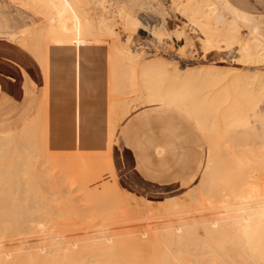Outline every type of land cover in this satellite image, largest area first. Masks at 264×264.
Returning a JSON list of instances; mask_svg holds the SVG:
<instances>
[{
    "label": "bare ground",
    "instance_id": "bare-ground-1",
    "mask_svg": "<svg viewBox=\"0 0 264 264\" xmlns=\"http://www.w3.org/2000/svg\"><path fill=\"white\" fill-rule=\"evenodd\" d=\"M90 1H92V4L94 5L93 8H89L90 3L85 2L88 6L83 5L85 4L82 3L83 0H7L6 5L12 6L13 8L21 11H33L42 18L39 27L35 28L33 31L30 30V27L34 26V24H31L27 27L19 29V31L17 32L15 31L16 33L14 32L12 34H9L8 39L25 48L33 56V58L38 62L43 70L46 79L45 81L48 82L51 77H56V75L60 76L62 74L65 76L63 78L72 81L71 85H73V91H75L76 93H81V90L86 91L87 89H85V87L90 88L88 89L90 91L89 93L93 92L94 79L91 78L92 80H90V76H84V74L86 75V72L88 71H85L84 73L85 67L81 66L80 63L82 62L84 64V62L87 60L85 58V61L83 62L82 59L89 50H92V52L95 53L99 52V54L102 53L101 55L105 58L104 62L106 64L100 63V65H106L107 74H105V76L108 82L107 85H111L109 87L108 93L111 91L112 95L118 94L119 96H121L119 98L116 97L117 99L113 97L115 100L111 97L112 102L108 101L111 99L110 96L108 100H106L109 102L106 103L108 104L107 106L110 105V108L108 109H111V113L114 117H116L114 113L119 110H124L125 114L129 112L127 105L130 101L127 99V97L132 93H135L136 97L143 99V103L145 104L172 105L176 106L179 109L181 108L189 114H192L195 117L198 125L202 128V130H204L203 132L207 131V133L215 137V140H212L211 144L209 143V153L207 155L206 165L202 173V177L199 179L198 184L196 186H193V189L191 190L192 195L196 194L201 196L200 198H196L197 201L195 204H197L198 207H202L203 209L202 211L197 208L194 209L193 211H195L196 213L193 212L194 215L191 216V209L180 205L179 203L175 202V200H170L160 202L159 206L163 209L165 208V210H167L171 206V208L173 207V210L171 209L173 212L171 211L172 213L168 215L169 212L167 211V215H162L165 216V218H157V220H162H159L160 222L158 223L154 221L155 219H152L153 222H151L152 220H145L146 218L143 219L145 220L144 222L150 224L143 227L141 226L142 228L139 227V230L135 228L138 232L132 231V229H130L131 232L129 230L126 231L125 227H123L125 232L123 231L121 233V229H118L119 232L117 233L115 228H119L120 225L124 226V219L122 218V220H119V216L117 222H121L119 225L117 224L115 226V223L117 222L109 221L110 218L113 221L114 217L109 216L108 214L106 215H108L109 217L105 215L109 218L107 219V221L104 220L106 217L103 216V218L105 217L104 219L98 220V222H96L94 225H88V227L91 226L89 230H87V226V228L83 227L86 223L80 225V222H78V224L82 227V232L84 230H92V233L89 236H84L85 232H83L82 234L80 230L79 231L81 232V235H75L79 232H76V230L80 227L77 224V226L74 227V229L76 228L75 231L72 230L73 227L70 226V228L72 227V232L74 231L73 235L70 234V231L64 232L62 230V227L63 225L67 224L66 222L70 220V216L75 212V208H78L79 211L76 210L77 212L72 215V217L74 216L73 218L76 219L80 216V213H82L80 212L81 210L78 207L81 201H85L87 202L85 204L90 205L91 202H88V198H93L99 203V201L103 199V195L112 194L111 192L113 188L109 184V182H106V180L101 179V176L97 175L92 178H88L85 174V176H81L82 179L79 180L77 174L75 173L76 171L73 165H71V163L76 164L77 162V159H75L74 156H71V162L64 161L65 167L67 166L65 170H68L71 167L70 174L61 173L62 169H60L61 167H58L56 171L58 175L53 176L52 172H49L51 170L50 168L51 166L52 168L53 166L55 168V165L58 164L61 159L57 161V163L50 160L51 163H56H54L55 165H51V163H47L49 161L48 159L44 162L43 158V160H41L42 163H39L40 170L36 175L34 164L37 159L36 157H38V153L41 152L40 148H38L36 145V141L37 138H40L39 130L41 131V129L43 128V121L45 120V118H43L44 111L42 112L41 109L39 110L40 112H38L41 116H43L41 117L38 113V118L32 120L30 124L24 127L22 130L23 137L21 136L22 138H20L19 140L21 146V158L18 157L19 161L16 165L17 170L9 171L8 164L3 165L2 168L0 167V173H3V175H0V264H2L4 254L11 251L12 249L19 250L23 255H26L29 252L30 260H32V258L36 254L38 256L37 260L39 262L36 263L35 261H30L29 264H109L110 261H117L114 264H121L118 261L119 259L116 260L121 251L125 252L124 250L127 249L134 250L135 248L138 250L143 248V251L147 250L146 252L149 251L148 253H150L151 255V248L150 246L147 248V245H152V247H154V249H152L153 252L156 254H160L162 259L165 261V264H203L195 262H180L178 254H181L182 251L188 252L187 248L190 247H188V245L194 244L199 246V248L191 251L190 254L194 257H197V253L200 254L201 252V254L203 255V253H206L209 250L206 251L207 249H205V247L204 252L202 249V245L205 246L204 244H207L206 242L209 243L212 240L215 241V239L221 241L224 240V243H228L227 251L230 250L228 249V247H230V252L234 251L241 255V259H238L236 257L235 260L230 259L231 257L228 259L227 255H224L225 257H227L226 261L229 260L230 262L228 264H264V115L258 110L259 102L261 99L260 92L262 93L264 90V71L256 69L252 73L242 74L235 68L229 69L225 68L224 66H217L213 64H200V66L195 65L197 67H194L193 65V68L191 67L187 69L185 67L183 70H180L173 65L174 67L171 69L169 64L165 65V62L162 63V61H159L158 59H154L146 63L142 58V55L144 54L141 51L142 49H137L136 47L134 48V46L132 47L131 43L134 42H131L129 36H126V38H124L125 41L120 40L113 22L114 19L118 18L119 21L122 20L124 22L125 28H129L133 32L138 31V29H142V23H140V21L136 19L137 17L132 13L134 5H131V2L129 0H126L124 2L114 1L115 7L114 4H111L112 0ZM133 1L134 0H132V2ZM140 1L142 0H137L136 3H134L136 4L135 6H137V3ZM153 1L151 0V2ZM124 3H126L127 5L125 6ZM156 3V9L159 11L158 13H160L161 16H165L169 11L172 12L173 10L179 14V17L182 16L181 18L184 19V23H182L185 27L191 29L192 32L199 34L198 42H200L201 51L204 55L210 54L212 52L222 53L225 50L228 51L236 48L237 57L235 60V64L237 66H242L244 64H249L256 67L264 66V18H257L242 14L231 8L224 0H156ZM140 4L146 6V3L143 4V1L139 3V7L142 8L143 6H140ZM221 12L225 13V17H222ZM154 31L155 30H152V33L155 34ZM243 32L248 35H244ZM159 33V36H163L161 35L162 31ZM173 33H175L174 35H176L179 40L183 41V46L179 47L180 49L178 50L180 51L178 53L181 54L182 51L183 53H185L184 49L186 45H189V42L186 40L184 41V39L182 38L184 34L183 27L177 26L176 30ZM25 35H28V37ZM185 35L187 36V34ZM23 36L24 38L27 37L26 41L24 39H21V37ZM49 44H51V47L48 46ZM50 51L59 52H53L55 55L60 54L61 56L63 54L61 56L62 58L58 56V59H60L61 61L58 63L63 64L64 69L62 65L61 67L57 68L60 64H58L57 66V63H54V61V65L50 63L52 62L50 59H52L53 57L52 56L49 59V55L51 56L52 53H50ZM94 55L95 54H93L92 56ZM97 56L98 54L95 57ZM56 58L57 57L55 56L54 59L56 60ZM87 62L88 63L85 62L86 65H91L93 61ZM90 65H88L85 70L88 69ZM91 66L88 69L89 71L91 69ZM167 66L171 70H168L166 68ZM60 68L63 69V73L61 74ZM95 68H97L96 65ZM102 68L100 67L99 71ZM104 68L103 71L105 70ZM222 71L228 73L238 72L237 74L244 78L246 83L241 84V82L239 83L237 79H234V77V80L231 83V90L228 91L226 87L224 89L219 88L217 94H215L209 100V103H205L204 99L201 101L195 100L194 95L196 93V89L194 92L188 90L187 86L184 84L185 80H181L182 78H190L192 76H195L194 78H196L202 73L207 77L210 75H216L214 73H219ZM90 72L87 73V75L91 74ZM98 72L97 76H99ZM101 73L103 75L102 71ZM104 73L106 72L104 71ZM168 73L174 75V77H176V81H178L177 78L180 79L182 83L178 81V83L176 84L175 81L174 84L176 85H171V82H173L171 81L169 84H166V74ZM93 75L95 76V73ZM217 76L213 77L215 78ZM216 79L217 78H215V80ZM69 80H66V82ZM89 80L93 81L91 87H89ZM256 80H259V87L257 86V89H252L253 82ZM101 81L103 80L101 79ZM83 83L86 84L85 87ZM103 83L104 82H102L101 84ZM81 86L83 87L82 89ZM99 86L101 87V85ZM198 86L201 85L198 84ZM206 86H202L200 89H203ZM208 86L211 87L210 85ZM54 87L56 88V86ZM92 87L93 90H91ZM188 87L191 88V86ZM62 89L64 91L65 88L63 87ZM76 93L75 97L77 98L76 95L78 94ZM92 94L90 97H92ZM59 98H61V96ZM76 98L74 99L76 100ZM92 98H94V96ZM75 100V104L73 107L74 112H72V121L73 126L75 127L74 130L77 131V128L81 129L79 128L83 121V118L81 117H84L81 115H84L85 113H83L82 111L81 114V110L83 108L80 109L81 105L79 106V103L75 102ZM45 103L46 101L43 103V106L45 105ZM72 105L73 103L71 104V106ZM50 106L52 109L53 106ZM99 106L101 107V104ZM45 107L46 105L43 109H45ZM86 107L88 106L86 105ZM54 108H58V106ZM92 108L94 109V107ZM84 109L86 108L84 107ZM104 109H106V107ZM46 112L48 111L46 110ZM103 113H101L100 115H102ZM92 116L90 118H92ZM106 117H109L110 120V116ZM39 119H41L40 122L43 123H40L38 127L40 129L37 128L38 132L37 130L35 131L39 134L37 135L36 133H34L33 135V139L35 138L36 141H29L30 138L26 137V133L31 130L30 127H33ZM85 120L88 121L86 118ZM245 122L249 124L248 128L245 127ZM83 123H85V121ZM107 123L106 125L109 124ZM85 124L88 125V122ZM110 124V128L111 126H114V122ZM257 124L260 126V128H257ZM219 127L221 128V130L219 129ZM110 128L107 129L110 130ZM100 129H102V127H100ZM108 131H106V133ZM77 132L75 133L77 134ZM68 133L71 134L70 132ZM108 133L110 134H108L109 137L106 136V139H112L113 136L110 137L112 131ZM13 135L14 134H5L0 136V157H4L5 148L12 141L11 136ZM211 135L207 136L209 137ZM42 137H44V135L41 136V141H43ZM76 137L73 139H76ZM109 141L110 140L108 139L106 140L107 145ZM72 142H70V145L72 144ZM101 143L103 142L101 141ZM78 144L80 145V143ZM73 146L68 147L71 149V147ZM68 147L66 146L65 148ZM66 151L70 150L68 149ZM99 158L100 157H98L97 159ZM0 164L2 165L1 162ZM44 164L47 165V168L49 167V170L47 168V170L43 168L44 166H46ZM108 164L110 163H107V165ZM110 168L111 166L109 167V169ZM72 170L74 171L72 172ZM58 171L60 173H58ZM8 173H11V177L9 178L6 177V174ZM81 173L82 172H80V174ZM112 173L113 169L111 170V175ZM76 177L78 178V182L83 180V184L80 185L77 182ZM84 177L87 178L84 180ZM79 193H82L85 198H80V196L78 198V196H76V199H74L73 197L76 194L78 195ZM75 200L78 201L77 203H79V205L76 204L78 206L72 209L74 205L72 204V202H76ZM14 201L16 202L14 203ZM105 202L106 201L104 200V203ZM70 203L72 207L70 206L71 209L69 210L68 207ZM100 204L101 203H99V205ZM176 206L178 209L176 208ZM81 207L84 208V206ZM133 207H135V204ZM109 208L106 209L109 210ZM103 209L106 210L105 207H103ZM87 210L88 212H90V216L92 215L91 211L93 210L94 212V209H85V212L83 211V213L86 214ZM3 212L9 213L8 218H13L11 221L19 222L18 227L20 231L18 232V234L15 235L13 232H11L10 235L5 234L6 228L9 229L10 225H5L3 223ZM104 212L107 213V211H103V214ZM97 213L98 212H96V214ZM96 214L94 212L93 215ZM114 214L115 213H113V215ZM93 215L91 217H93ZM136 215H138V211ZM148 215L149 219L153 218V215ZM139 216L135 217L133 215L132 218H136L137 221L142 220ZM82 217L84 218V216H80L78 219H81ZM132 220H124L127 221L125 225H127L128 221ZM87 221H91V218H88ZM108 221L111 222V224H114H112L114 228L113 226H111V229V227L106 225L108 224ZM114 221H116V219ZM140 223L142 222L140 221ZM72 225L74 226L75 223ZM197 225L201 226L202 231H204L203 234H200L198 231H196L195 227ZM146 226H148L147 230L149 231L145 232ZM65 228L63 227V229ZM147 237H150V239H146ZM11 238L16 239L14 241H6L7 239ZM217 243L219 242L217 241ZM217 243V247L222 246V243H219L221 246ZM211 244L213 247L211 246ZM211 244H207L209 246L208 249L214 248L209 252V255H211L212 253L215 254V248H217L214 247L213 242H211ZM225 247L226 245L223 244V246L221 247L222 250L225 251ZM190 250H192V248ZM196 250H198L199 252ZM138 251L140 252V250ZM143 251L141 252L143 253ZM122 252L120 255H122ZM139 252H137V254ZM126 253L127 251L125 252V254H123L126 255ZM114 254H117L115 255L117 256V258L114 256ZM133 254L134 257L137 256L134 252ZM201 254L200 257L202 256ZM232 257L234 258L235 256ZM209 261V264L221 263V261L217 263L216 260L212 258H208L207 262ZM222 261L224 264L225 260L222 259ZM197 262L199 261L197 260ZM141 263L144 264L143 261ZM134 264L136 263L134 262Z\"/></svg>",
    "mask_w": 264,
    "mask_h": 264
},
{
    "label": "rangeland",
    "instance_id": "rangeland-1",
    "mask_svg": "<svg viewBox=\"0 0 264 264\" xmlns=\"http://www.w3.org/2000/svg\"><path fill=\"white\" fill-rule=\"evenodd\" d=\"M109 1H111V0H109ZM114 1L115 2H117V1L124 2L126 0H112L111 4H114V7H115ZM129 1L131 2L130 3L131 5H134V8L132 10L133 15L137 17L136 19H138L140 21V23H142L143 27H142V29H138V31L133 32L129 28H125L124 22L122 20L119 21V19L116 18L113 20L114 25H115V30L117 31L121 41H125L124 38H126V36H129L131 39V42H134V43H131L132 47L134 46V48L136 47L137 49H139V48L142 49L141 51L144 53V54L142 53L143 54L142 58L145 60L146 63L150 62L151 60L158 59L159 61H162V63L165 62L166 63L165 65L169 64L171 69L174 66H176L180 70H183L185 67L187 69L191 68V67L193 68V65H194V67H197L195 65L200 66V64L201 65L213 64V65H217V66H224L225 68H229V69L235 68L238 70V72H240L242 74L243 73H252L256 69L264 71V66L256 67V66L249 65V64L237 66L235 64V62H236L235 60L237 57V53H236L237 49L236 48H233L232 50H228V51L225 50L222 53L212 52L210 54L204 55L201 51L200 42H198L199 34L194 33V32H192L191 29H188L187 27H185L183 24L184 19L181 18L182 16L179 17L178 16L179 14L177 12L172 10V12L169 11L167 13V15L161 16L160 13H158L159 11L156 9L157 8L156 7V5H157L156 0H154V1L152 0L153 2H151V0H147V1L142 0L143 4L146 3V6L141 5L142 3L140 4V6H143L142 8L139 7V3L142 1L137 3L138 4L137 6L139 8L137 6H135L136 4H134V3H136L137 0L136 1L134 0L135 2L134 1L132 2V0H129ZM228 1L231 4H233L234 6H236L237 8H239V9H241V10H243V11H245L251 15H254L255 17L264 16V0H228ZM6 2H7V0L6 1L0 0V132L1 133L10 132L14 135L11 136L12 141L5 148L4 157L3 156L0 157V162L2 163V165L0 164V167L2 168L3 165L8 164L9 171H11V170L16 171L17 170L16 165L18 164V161H19L18 157H20V151H21V148H20L21 146H20L19 140H20V138L23 137V134H22L23 131L22 130L24 127L28 126L32 120H35V118H38L37 115L40 112L39 110L42 109V112L44 111V117L43 118H45V120L43 122H44L45 126L43 125V128L41 129V131L39 130L40 134L36 133L35 131L37 130V132H38V129H40V128H38L39 125H40V123H43V122H40L41 119H39L38 122L35 123V125L33 127L31 126L30 127L31 130H29L30 129L29 128L28 129L29 131L26 133V137L30 138L29 141H32V140L36 141L35 138L33 139L34 133H36L37 135L39 134V136H40V138L39 139L37 138V141H36L37 147L40 148V150H41V152L38 153V157H36L37 159H36L35 164H34V168L36 169V175L38 174V171L40 170L39 163L40 164L42 163L41 160H43V158H44V162H45V160L47 161V159L49 160L47 162L48 164L51 163L50 160L55 161L57 163V161H59L61 159L59 162L60 164L58 163L60 166L58 164H56L55 162L51 163V165L54 163L56 164V165L54 164L56 169L54 168V166H53V168L51 166V168H50L51 170L49 171L50 173L52 172L53 176L58 175L56 172L58 167L59 168L61 167L60 168V169H62V172L60 170L61 173L70 174V172H71L70 168L71 167L70 168L68 167L69 169L65 170V168L67 166L65 167L64 161L71 162L70 160L74 156V158L77 159L76 160L77 162H76V164L71 163V165H73V167L76 171L75 173L77 174L79 180L82 179V177L85 176V174L87 175L88 178H92L95 175H97V176H101V179L106 180V182H109V184L113 188L111 195L107 194V195L102 196V198L106 202L104 203V200L101 199V201H103V202L99 201V203H101L100 205L97 202V200H94L93 198H88L89 199L88 202L89 201L91 202L90 205L85 204V203H87L85 201H81L80 205H79V203H77L78 202L77 200H75L76 202H74V203L72 202V204H74L72 209H74L75 207H77L79 205L78 207L80 208V210H81L80 212H82V213L85 209H90V210L94 209L95 214H96V212H98V213L96 215H93L94 212L92 210L91 213H92L93 217H91L92 215L90 216L89 215L90 212H88V210H87L86 214L83 213L84 215L82 213H80V216H84V218L82 217L81 219H78L80 217L79 216L75 219V218H73L74 216L72 217V215L75 214V212H77L76 210L79 211L78 208H75L74 213H72L70 211L72 213V215L70 213V215H71L70 220L68 222H66L67 224L63 225L64 228L65 227L66 228L68 227V228L63 229V227H62V230L64 232L70 231V234L73 235L74 234L73 232L76 229V228L74 229V227H76L77 225H79V224L83 225V223L84 224L86 223L85 226H83V227H86V226L88 227V225H91V224L94 225L96 222H98V220L104 219L108 215L114 217L113 221L110 218L109 221H111V222H117L119 216H120L119 220H122V218L124 220H128V219L132 220L134 218V217L132 218L133 215L135 217H137L141 214L142 216L141 215L139 216L140 219L143 220L146 218L145 220L148 219L149 221L152 219L153 220L155 219L154 221L156 223H158L162 220H160V219L157 220V218H165V216H162V215H165V214L167 215L168 212H169L168 213V215H169L173 212L172 211L173 207L171 208V206L168 209L166 208L167 210H165V208L163 209L162 207L159 206L160 202H163L165 200H170V199H173V200H175V202L179 203L180 205H183L186 208L188 207V209H191L192 210V212H190V214L192 213L191 216H193L194 213H196L195 211H193L196 208L200 209V211H202L203 208L198 207L197 204H195L197 201L196 198H200L201 196L196 195V194L192 195L191 190L193 189V186H196L198 184L199 179L202 177L203 168H204V164H205V160H206V155H208V153H209V145L211 144L212 140H215V137L213 135L207 133V131L203 132L204 130H202V128L196 123V119L192 114H189L186 111L182 110L181 108L179 109L176 106H172V105L170 106L167 104H149V105L145 104V103H143L144 102L143 99L136 97L135 93H132L127 97V99L130 101L129 104L127 105L129 114L128 113H127L128 115L125 114L124 110H121V111L119 110V111L114 113V115L116 116V117H114L113 114L111 113V109H108V108H110V105L107 106L108 104H106V103H109L108 101H111L113 97H115V99H117L121 96H119L118 94L112 95L111 91L108 93L109 87L111 85L110 86L107 85L108 82H107L106 76H105V74H107L106 65L105 66L100 65V63L106 64L104 62L105 58L101 55L102 53L99 54V52L95 53V52H92V50H89V51H87L88 53H86V55L82 59L84 62L85 61L84 59L86 58L87 59L85 61L86 63H88L87 61H89V62L93 61L92 62L93 64L91 63V65H93V66H91L90 64L86 65L85 62H84V64L82 62L80 63L81 66H83L85 68L88 65H90L91 69H94V70L90 69V71H92V72H90L88 70L90 68V66L86 70L84 68V73H85V71H88V72H86V75L84 74V76H90V80L94 79V82L89 80L91 82L90 83L88 81L90 84L89 87L92 86V82L94 83V86H93L94 90H93V87L91 88V90H93V92L89 93L90 91L88 89H90V88H86L85 87L86 84H84V83H83L84 87H85V89H87L86 91L81 90L80 91L81 93H79V92L76 93L75 91H73V88H72L73 85H71L72 81L69 79L63 78L65 76L61 74V73H63L62 71L64 69V67H63L64 65L58 63V62H61L60 59H58V56L61 57L63 54L61 56H60V54L55 55L53 53L55 51H53V52L50 51V53L51 52L52 53H51V56L49 55V59H50V57L53 56L52 57L53 60L50 59L52 61L50 63L53 64V61H54V63L55 62L57 63L56 64L57 66H58V64H60L58 67L55 65L57 68L61 67V65H62L63 69L60 68V70H61L60 74L62 76L56 75V77L55 76L51 77L50 80H48V82L45 81L46 79H45L43 70L40 67V65L38 64V62L33 58V56L25 48L16 44V42L8 39L9 34H12L15 31L17 32V31H19V29L27 27L31 24H34V26L30 27V30L33 31L35 28L39 27L42 18H41V16H39L37 13H35L33 11H29V10L21 11V10H17L16 8H13L12 6H8V5H6ZM85 2L90 3L89 8H93L94 5L92 4V1L83 0L82 3H85ZM148 2H150V3H148ZM86 3L83 5H87ZM147 3H148V5H147ZM124 5L126 6L127 4L124 3ZM87 6H86V8H87ZM221 15H222V17H225L224 12H221ZM2 25H3V27H2ZM177 26L183 27L184 34H183L182 38L184 39V41L185 40L188 41L189 42L188 44L190 45V47H189V45H186V47L184 49L185 53H183V51H182L181 54L178 53L180 51L178 49H180L179 47L183 46V41L179 40L178 37L176 35H174L175 33H173L176 30ZM152 30H155L154 31L155 34L152 33ZM161 31H162L161 35H163V36H159L160 35L159 32H161ZM185 34H187V36ZM243 34L248 35L245 32H243ZM25 36L28 37V35H25ZM27 37L24 38V36H23V37H21V39L22 40L24 39L26 41ZM191 39H192V41H191ZM48 46L51 47V44H49ZM187 47H189V48H187ZM186 48H187V51H186ZM163 49H164V51H163ZM55 53H59V52L56 51ZM91 53H93L95 55L92 56L93 54H91ZM88 54H90V55H88ZM97 54H98V56L95 57ZM55 56L57 57L56 58L57 61L54 59ZM102 59H103V61H102ZM97 60L101 61V62H98ZM94 64L96 65L97 68L99 65H100L99 68L105 67L104 71L106 73H104L103 68L100 69V71H99V68L98 69L95 68ZM53 65H52V67H53ZM171 65H172V67H171ZM166 68L168 70H171L170 68H168V66ZM81 71H82V69H81ZM94 71H96V72H94ZM98 71L100 73L102 71L103 75H102V73L100 74ZM89 72L91 74L87 75V73H89ZM97 72H98L99 76H97ZM238 72H236V73L235 72H229L228 73V72L222 71V72H219L220 75H219V73H214L216 75H210L207 77L205 74L202 73L196 78H194L195 76H192L190 78L189 77L188 78L185 77L184 79L182 78L181 80L182 81L185 80L184 84L187 86L188 90L194 92L196 89V91H195L196 93L194 95L195 100L201 101L204 99L205 103H209V100L215 94H217L219 88L224 89L226 87V89H228V91H230L231 87H232L231 83L234 79H237V81L239 83L241 82V84L246 83L244 78H242L241 76H239L237 74ZM82 73H83V71H82ZM92 73L93 74L95 73V76H97L98 78L95 77ZM171 75H172L171 73L166 74V77H167V80L165 82L166 84H169L171 81H173V82H171V85L175 83L176 77H174V75H172V76ZM217 75H219L220 77ZM103 76H105V77H103ZM213 76H217V77H215L217 79L215 80V78ZM93 77H95V78H93ZM103 78H105V79H103ZM96 79L98 82L96 81ZM101 79L103 81H101ZM190 79H192V80H190ZM66 80H69V81L66 82ZM177 80L180 83H182V81L180 79L177 78ZM178 81H176V84L178 83ZM186 81H188V82H186ZM258 81L259 80H256L253 82L252 89L253 88L257 89L256 88L257 86L259 87ZM102 82H104V83L101 84ZM204 82H205V84H204ZM208 82H209V84H208ZM176 84H174V85H176ZM198 84L201 86H198ZM207 84L210 86L212 84L213 85L211 87H209ZM99 85H101L102 88ZM215 85H216V87H215ZM50 86H51V88H50ZM54 86H56V88ZM188 86H191V88ZM202 86H206L207 88L204 87L203 89H200ZM63 87L65 88L64 91L62 89ZM82 88L83 87L81 86V89ZM96 88H98V89H96ZM66 91H67V94H66ZM69 92H71V93H69ZM263 92H264V90H263ZM75 93L78 94V95H76L77 98L75 97ZM97 93L98 94L101 93V94H99V96H98ZM262 93L260 92L261 99L259 102L258 110L264 115V95H263L264 93L263 94ZM91 94H92V97L94 96V98L90 97ZM106 95H108V96H106ZM60 96H61V98H59ZM109 96H110V98L112 97L110 100H108ZM205 96H206V98H205ZM84 97H86V98H84ZM74 98H76V100ZM83 98H84V100H83ZM45 99H47V100H45ZM68 99H70V100H68ZM71 99H73V100H71ZM92 99H94V100H92ZM74 100H75V102L79 103V106L80 105L83 106V107L80 106V109L83 108L81 110V114H82V111H83V113H85L84 115L83 114L81 115L84 117H81V118H83V121H82V124L79 126V128H81V129L77 128L78 132L76 130H74L75 127L73 126V121H72L73 120V113L72 112H74L73 107L75 104ZM106 100H108V101H106ZM43 101L44 102L46 101L45 109H43L45 106V105L43 106V103H44ZM83 101H85L87 104ZM95 101H97V102H95ZM99 101H101V102H99ZM72 103H73V105L71 106ZM85 104L88 107H86ZM92 104H94L95 106ZM100 104H101V107L99 106ZM50 105L53 106L52 107L53 110L51 109ZM56 105L58 106L59 109L54 108V107H57ZM65 105H67V106H65ZM47 106H49V107H47ZM97 106L99 108H102V109H99ZM84 107L86 109H84ZM92 107H94L95 110ZM103 107L104 108L106 107V109H104ZM46 110L48 112H46ZM50 110H51V112H50ZM101 113H103V114L100 115ZM92 114H93V116H92ZM39 115H40V113H39ZM103 115H104V117H103ZM91 116H92V118H90ZM106 116H110V120H112V121H110L109 117H106ZM71 117H72V119H71ZM85 118L88 121H86ZM107 118H108V120H107ZM115 118H116V120H115ZM91 119L94 120L95 122L92 121ZM70 120L72 121V124H71ZM84 121H85V123L88 122V125L83 123ZM109 121H110V123L114 122V126H111V128L109 126V124H110ZM99 122H101V123H99ZM59 123L61 126L59 125ZM106 123L108 125H106ZM92 125H93V127H92ZM244 125L246 128L249 127V124L247 122H245ZM258 126L259 125L257 124V128H260V126L259 127ZM100 127H102V129H100ZM107 128H110V130ZM70 129H72V130H70ZM219 129L221 130L220 127H219ZM79 130H80L81 134L79 133ZM106 131H108V132L112 131V133L114 131V133L113 134L111 133V135H110V137L113 136L112 139L107 138L108 140H110L108 142V145L106 142V140H107L106 136H108V134H110V133H108V132L106 133ZM61 132L62 133L65 132V133L62 134ZM68 132H70L71 134H69ZM75 132H77V134ZM42 135H44V137H42L43 141L40 140ZM207 135H211L212 137L209 136L210 137L209 138ZM60 136H61V138H60ZM73 136H75L76 139H73V138H75ZM79 137H80V139H79ZM38 140H40V141H38ZM77 140H78V143H80V145L77 143ZM83 140H85V141H83ZM69 141L70 142L73 141L71 145H70ZM101 141L105 145L103 143H101ZM74 144H77V145H74ZM66 146L67 147L73 146V147H71V149H70L69 147L65 148ZM68 149L70 151H66ZM71 153H72V155H71ZM98 157H100V158L97 159ZM96 159H97V161H96ZM61 162H63V163H61ZM107 163H110V164L107 165ZM46 164H44V165H46ZM47 165L44 166L43 168L46 169ZM110 166H111L110 169L111 170L113 169V173H112L113 176L111 175V170L109 169ZM92 167H93V170H92ZM47 169L49 170V167ZM63 169H64V171H63ZM73 171L74 170H72V172ZM60 172L58 171V173H60ZM80 172H82V173L80 174ZM1 174L3 175V173H0V175ZM111 176H112V178H111ZM6 177H8V178L11 177V173L6 174ZM87 177H84V180ZM78 178H77V182H78ZM83 182L84 181L81 180L78 183L81 185V184H83ZM76 196H78V198H79V196H80V198H85L82 193H79L78 195L76 194L73 198L76 199ZM130 199H132V200H130ZM134 201H136V202H134ZM15 202L16 201H14V203ZM76 204H78V205H76ZM134 204H135V207H133ZM70 206L72 207L71 203L68 207L69 210L71 209ZM81 206H84V208ZM109 206H110V208H109ZM103 207H105V209L109 208V210L108 209L104 210ZM176 208H177V206H176ZM150 210H152V211H150ZM103 211H107V213L104 212V214H103ZM137 211H138V215H136ZM148 211H149V213H148ZM113 213H115V214L113 215ZM106 214H108V215H106ZM110 214H112V215H110ZM148 214L153 215L152 216L153 218L149 219ZM2 215H3V218H2L3 223L5 225H10L9 229L6 228L5 234L10 235L11 232H13L15 235L18 234V232L20 231V229L18 227L19 222L18 221H11L13 218L12 219L8 218L9 217L8 212H3ZM103 216H105V217L103 218ZM87 217L91 218V221H87V219H88ZM108 217H106L104 220L107 221V219H109ZM115 219H116V221H114ZM135 219L136 218L133 219L134 221L133 220L128 221L127 225H125L127 221L123 220L124 226L120 225L119 228L117 227V228H115V230L118 233L119 230L121 229L120 232L122 233L123 231L125 232V230L123 228V227H125L126 231L129 230L131 232L130 229H132V231L138 232L137 230H139V227L142 228L143 226L150 224V223L147 224V222H144L145 220L137 221V219L136 220ZM153 220L151 222H153ZM109 221H108V224H106V223L105 224L109 227L113 226L114 224L112 223L113 224L112 225L111 222H109ZM140 221L142 223H140ZM78 222H80V223L78 224ZM120 222L121 221L115 223V226L117 224L119 225ZM64 223H65V221H64ZM74 223H75V225L73 226L72 224H74ZM109 224H111V225H109ZM134 225H135V227H134ZM70 226H72L73 229H72V227L70 228ZM90 227L91 226H89L87 230H89ZM109 227H108V229H109ZM113 228H114V226H113ZM71 229L74 231L72 232ZM81 229H82V227L80 226L79 229L76 230V232H78L79 230L82 232ZM111 229H112V227H111ZM144 229H141V230H144ZM147 229H148V226H146L145 232L149 231ZM195 229L200 234L204 233V231H202V228L200 225H197L195 227ZM80 231L78 232L79 234L76 233L75 235H81ZM86 231L85 230L83 231V232H85L84 236L91 235L92 230L87 231V232ZM109 231H110V229H109ZM83 232H82V234H83ZM111 232H115V231H111ZM15 239L16 238H11V239H7L6 241H9V240L14 241ZM146 239H150V237L149 238L147 237ZM141 240H142V238H141ZM205 240H207V239H205ZM208 241H210V240H208ZM217 241L220 244L222 243L221 244L222 246H223V244L226 245L225 251L222 250V248H221L222 246L219 243H217ZM223 241L217 240V239H215V241H213V240L211 241V242H213L214 247H217L216 243L221 246V247L218 246L217 248H215L217 250V251L215 250L216 255L214 253L209 255L210 254L209 252L211 250H213L214 248L208 249L209 246L207 244H209V243L211 244V242H209V243L206 242L207 244H204L205 246L202 245V249H203V251L205 249H207L206 251H208V250L209 251L206 253H203V255L200 252V254L202 255L201 257H200L199 253H197V257H194L193 255L190 254L191 251L199 248V246H197V245L190 244V245H188V247L190 246L189 248L190 249L192 248V250L187 248L188 252L182 251L181 254H178V258H180V262H184V263L195 262V263H203V264H209L210 263V261L207 262L208 258H212V259L216 260L217 263L221 261V263H219V264H223L222 259L225 260V262H226V263L224 262V264L230 263L229 260L226 261L227 257H228V259L231 257L230 259H232V260H235L236 257L238 259H241V255L239 253L234 252V251H233L234 253L230 252V250H231L230 247H228V249H230V250L227 251L228 243L226 244V242L224 243ZM149 246H150L151 251H152L151 255H150V253H148L149 251L148 252H146L147 250L143 251V248L138 249V250H140V252L143 251V253L142 252L140 253L137 249L134 248V250L133 249H127V250L123 249L125 252L127 251L126 255H124L125 252L121 251L122 255H120L121 254V252H120V254L118 255V258H117V256H115L117 254H114V256L117 258L116 260L119 259L118 261L121 264H125V263L126 264H134V262L136 264L139 262L138 264H140L142 261L144 264H153V263L154 264L155 263L156 264H165V261L162 259L161 255L153 252L152 249H154V247H152V245H147V248ZM195 246H197V247H195ZM211 246H212V244H211ZM147 248H145V249H147ZM218 248H220V249H218ZM132 250L135 253V255H137V256L134 257ZM198 250H196V251H198ZM221 251L222 252L224 251V252L222 253ZM137 252H139V253L137 254ZM116 253H119V252H116ZM153 253H154V255H153ZM206 255H208V256H206ZM224 255H227V257H225ZM232 256H235V257L233 258ZM37 257L38 256L35 254V256L32 258V260H30L29 252L26 255H23L19 250L12 249L11 251L4 254V258L2 259V264H29L30 261H35L36 263H38L39 261L37 260ZM147 257H148V259H147ZM197 260L199 262H197ZM116 262L117 261H110L109 264H114ZM122 262H124V263H122Z\"/></svg>",
    "mask_w": 264,
    "mask_h": 264
},
{
    "label": "crops",
    "instance_id": "crops-1",
    "mask_svg": "<svg viewBox=\"0 0 264 264\" xmlns=\"http://www.w3.org/2000/svg\"><path fill=\"white\" fill-rule=\"evenodd\" d=\"M224 1H225V2H226L231 8H233L234 10H236V11L242 13V14H245V15H247V16L255 17L254 15H251V14H249V13H247V12H245V11L239 9V8H237L236 6H234L233 4H231L228 0H224ZM257 18H264V16H258ZM196 123H197V122H196ZM197 124H198V123H197ZM5 134H12V133H10V132L1 133V132H0V136H1V135H5ZM206 160H207V155H206ZM206 160H205L204 168H205V165H206ZM204 168H203V171H204ZM170 200H173V199H170ZM170 200H165V201H170ZM165 201H163V202H165Z\"/></svg>",
    "mask_w": 264,
    "mask_h": 264
}]
</instances>
